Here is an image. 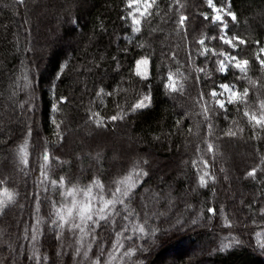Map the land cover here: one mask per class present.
<instances>
[{
	"label": "trees",
	"instance_id": "1",
	"mask_svg": "<svg viewBox=\"0 0 264 264\" xmlns=\"http://www.w3.org/2000/svg\"><path fill=\"white\" fill-rule=\"evenodd\" d=\"M213 2L231 3L238 22L225 17L228 34L245 45L234 50L223 44L207 0H156L151 11L158 14L142 19L140 32L132 30L136 8L129 0H0V180L6 181L0 187L19 193L0 214L1 262L60 264L62 231L51 224V202L70 201L61 195L60 176L67 187L99 179L109 199L130 176L136 187L114 215L125 239L120 264H264V131L256 128L253 135L243 104L225 111L210 95L225 82L248 87L249 111L259 114L264 71L256 56L264 46V0ZM181 14L188 16L186 31L177 24ZM220 52L248 59L256 83L231 66L221 73ZM145 58L149 73L141 78L136 64ZM170 73L183 85L178 92L167 87ZM146 95L150 105L133 110ZM112 115L123 119L111 121ZM229 130L236 135H226ZM110 137L117 154L99 148ZM21 147L27 166L20 163ZM45 151L50 159L41 176ZM133 151L138 157L132 160ZM141 170L148 175L138 178ZM50 179L57 180L55 189ZM209 207L217 210L214 216ZM136 225L150 235L140 239L132 231ZM234 238L243 243L236 246ZM130 247L136 253L125 256Z\"/></svg>",
	"mask_w": 264,
	"mask_h": 264
},
{
	"label": "snow or ice",
	"instance_id": "2",
	"mask_svg": "<svg viewBox=\"0 0 264 264\" xmlns=\"http://www.w3.org/2000/svg\"><path fill=\"white\" fill-rule=\"evenodd\" d=\"M19 2L22 4L23 0H19ZM177 3H179V0H177ZM156 5V0H129V7H135L136 12L131 13V23H132V30L135 32L141 31V24L142 19H145L147 17L153 16L158 13H154L151 11L153 9V6ZM207 6L212 10V20L213 22H218L220 27V32L222 35L220 36V40L223 42V44L228 45L231 49H238L240 45H245L247 41L243 39L239 35H229V20H226L225 17L230 18V22H232L234 25L238 22V16L237 12L233 10L231 3L224 7H218L213 0H207ZM203 16V19L207 21L209 19V14L207 12L201 13ZM125 20H127V17H124ZM188 20V16L181 14L179 16V19L177 21V24L181 29H185V22ZM75 23V21H72ZM215 39V37H213ZM255 44L260 45L262 42L261 40L257 39L254 41ZM199 44H204V39L199 40ZM207 51V49H205ZM264 53V46L259 47V51L256 56V60L260 65V70L264 71V58H261V55ZM219 56H223V59H220L218 61L219 67L218 70L221 73H224L227 75L229 71V67L231 66L233 69L238 70L241 73V79H247L250 83L255 84V81H252L251 78L248 76L249 72V60L241 58L239 55V52H236V54L228 53V52H220L217 53ZM138 64H148V60L145 58L141 61L137 62ZM203 70V69H201ZM140 75L141 73H137ZM25 79V87L28 86L27 84V77H24ZM168 81L167 87L171 89L172 92H178L183 88V85L177 86L176 81L174 80L171 73L168 75ZM219 89H221V92H217L216 89H213L210 93L211 97L213 98L214 102L219 106V108L226 109V104H233V105H239L243 104L244 107V116L248 118L249 123L252 125L254 131L253 135L256 136L258 133L255 131L256 128H259L261 131H264V99L258 100V106H259V114L253 113L249 111L248 105H249V88L243 87L242 91L240 89H237L234 84H229L227 82L221 83L218 85ZM222 97V98H221ZM202 98V97H201ZM66 101V98H63ZM147 101V103H146ZM151 97L145 96L143 100H140L139 102L135 103L132 107L133 110L136 109H144L150 105ZM53 109L55 110V105H53ZM207 109H205V119H208L207 117ZM118 119H123V117H119L117 115H112L110 117L111 121H117ZM53 123L55 124L56 121L53 120ZM99 126V124H98ZM57 128H59V124L56 125ZM106 127V125H105ZM209 131L211 132L212 125L209 124ZM240 131H243V129H240ZM27 135L31 136V129L28 130ZM59 136V133H57ZM226 135L228 136H235L236 133L229 130ZM62 140L63 137H60ZM208 150L212 151L213 145L209 143L207 145ZM21 155H20V163L24 166L28 165V159H27V153L25 152L24 148L21 147L20 149ZM43 162L41 164V176H46L44 165L48 163L50 156L47 151L43 154ZM59 160V157L56 158ZM144 164H147V161H143ZM262 163H264V160H262ZM205 166L207 167V162H205ZM147 171H142L137 173V177L140 176H147ZM207 175V173H205ZM250 177L256 176V169L254 168L251 172L248 173ZM214 179V178H213ZM138 180H132L130 176L125 177L124 180H120L115 187L114 191L111 193V198H106L104 194V185L99 179H93L91 183H89L87 186L81 187L76 183H72L71 187L66 186L65 178L63 176L59 177V187L62 189L61 195L63 197L70 198L69 202L66 203H60L57 205V202L53 200L52 208L53 213L52 215L55 217L51 220V224L54 226V229L59 231H63L65 229V226H67L69 231H75L78 230L79 238L77 243L79 244V247L75 249V255L79 256L81 253V248H84L83 255L85 258L88 257L89 251H91L92 248V242L95 240V231L97 227H100V221H106L110 212L115 209L117 204L124 205L125 199L130 197V194H132V190L136 187ZM201 185L206 186V181L204 177L202 176L200 178ZM6 181L0 180V185H5ZM50 184L55 189L57 186V180L56 179H50ZM98 188L99 192L97 194H93V188ZM19 196V193L13 190H10L8 186L0 187V214H3L5 212V209L9 206L15 204L17 202V198ZM82 197V198H80ZM37 195V200H38ZM209 213H211L213 216L216 214V209L214 207H209L207 209ZM125 220L128 219L127 216L124 217ZM193 223H196V221H193ZM37 224H39V221H37ZM226 227L231 228L230 223H226ZM126 230V229H125ZM132 231L135 233L138 231L140 233V239H144L145 237H148L150 235L149 231H146L145 226L143 225H136L133 227ZM25 239H29L27 235V229L25 230ZM38 229L36 227H33L32 229V235L31 240L33 242L36 241V235H37ZM155 230H151V234H154ZM90 238L88 240L87 245H85V239ZM126 239L131 240L132 237H126ZM243 242L239 238H234V244L236 246L241 245ZM122 243H114L112 245L113 250L115 251L117 248H122ZM139 248H142L143 246H138ZM225 247L223 246L219 249V251H224ZM259 247L262 251H264V243H260ZM137 251V247H130L127 251H125L124 255L131 257L134 255ZM60 253H58L59 255ZM103 255V246H100V253L97 255L96 259L91 261V264H102L101 256ZM31 259V257H30ZM115 257L113 256V253L108 254V260L105 262V264H113V260Z\"/></svg>",
	"mask_w": 264,
	"mask_h": 264
},
{
	"label": "rangeland",
	"instance_id": "3",
	"mask_svg": "<svg viewBox=\"0 0 264 264\" xmlns=\"http://www.w3.org/2000/svg\"><path fill=\"white\" fill-rule=\"evenodd\" d=\"M214 23H218V22H214ZM262 56L264 57V53H262ZM136 71L137 73L138 72L141 73L139 75L141 78L146 77L149 73V63L147 65L137 63ZM221 91L222 90L219 89L218 87L217 92L219 93ZM227 105L229 104H226V106ZM57 140L55 141L50 137H48L47 139V141H49V143L51 144L57 143ZM110 143H112V146L115 144V140L113 137H110V140L104 138L100 142L99 148L100 147L107 148L108 149L107 151L109 153L114 152L117 154L118 153L117 149H112L111 147L109 148ZM120 154L122 155L121 152ZM132 154H133V156H131L132 160L138 157L135 151H133ZM115 210L116 207L114 210L110 212L106 221H100V227H97L95 231V240L92 242V248L91 251H89L87 258H85L83 255L84 248H81V253L79 256L75 255V249L79 247V244L77 243L79 238L78 230L69 231L67 226H65V229L62 231V234L58 239V253L60 254L58 255L57 261H59L60 264H91V261L95 260L97 255L100 253V246L102 245L103 246V255L101 256L102 264H105V262L108 260L109 253H113V256L115 257V259L113 260V264H120V260L122 259L121 257L123 255L122 250L124 247L125 239H124L123 231H121V229H118L120 228L118 219L115 220L114 218ZM111 234L114 235V237ZM89 239L90 238L85 239L84 242L85 245H87ZM117 242L122 243L123 247L117 248L114 251L112 245ZM0 264H5V263L0 261Z\"/></svg>",
	"mask_w": 264,
	"mask_h": 264
}]
</instances>
